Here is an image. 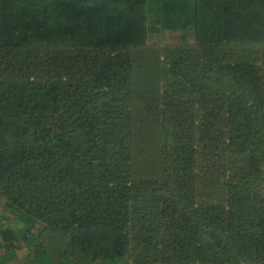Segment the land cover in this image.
<instances>
[{"label": "trees", "instance_id": "1", "mask_svg": "<svg viewBox=\"0 0 264 264\" xmlns=\"http://www.w3.org/2000/svg\"><path fill=\"white\" fill-rule=\"evenodd\" d=\"M263 127L264 0H0V264H264Z\"/></svg>", "mask_w": 264, "mask_h": 264}, {"label": "rangeland", "instance_id": "2", "mask_svg": "<svg viewBox=\"0 0 264 264\" xmlns=\"http://www.w3.org/2000/svg\"><path fill=\"white\" fill-rule=\"evenodd\" d=\"M188 43L193 42H182V44L178 45H171L169 47L171 48H161V47H149L145 46L142 48L134 49L132 52V58L134 60L133 64L135 66V69L133 70L134 73V84L135 86L149 88L152 95H149L147 99L149 101H154L158 105V109H164L166 106H170V104L176 100V89L172 86V83L174 85V82H176V78L171 76V73L167 70L168 66L171 64V61L179 57L181 53H187L195 47L193 46H186ZM196 48V47H195ZM236 49V48H235ZM239 52H241V48H238ZM189 90L190 87L188 88ZM192 91V90H191ZM177 92H180V94L183 96L184 91L178 89ZM190 93L189 97L192 98V100L186 104V107L188 109V112L195 111L194 107V101L198 102L200 100L199 97H195V95L189 91ZM198 96V95H197ZM200 112V111H195ZM199 114V113H198ZM197 114V115H198ZM143 118V114L141 115L140 119L138 120L137 127L141 126L140 121ZM264 128V127H263ZM141 129H138V131ZM140 140L141 138L145 137V133L143 131L142 134H140ZM150 144L153 146L154 144H157V142L153 139H150ZM140 172L145 175H150V170L145 171L146 169L139 168ZM146 175V176H148ZM256 194L260 193V197L264 196V180L260 185V191H255ZM3 213L4 211L1 210ZM9 214V213H8ZM24 249V248H23ZM22 249V250H23ZM20 250V251H22ZM21 261H23L24 258V252H21L20 255H18Z\"/></svg>", "mask_w": 264, "mask_h": 264}]
</instances>
